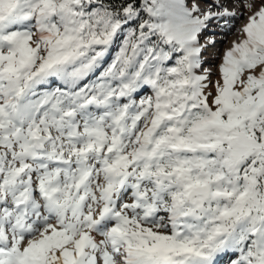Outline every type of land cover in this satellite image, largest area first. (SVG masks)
Masks as SVG:
<instances>
[{
  "label": "snow or ice",
  "instance_id": "obj_1",
  "mask_svg": "<svg viewBox=\"0 0 264 264\" xmlns=\"http://www.w3.org/2000/svg\"><path fill=\"white\" fill-rule=\"evenodd\" d=\"M0 264H264V0H0Z\"/></svg>",
  "mask_w": 264,
  "mask_h": 264
},
{
  "label": "rangeland",
  "instance_id": "obj_2",
  "mask_svg": "<svg viewBox=\"0 0 264 264\" xmlns=\"http://www.w3.org/2000/svg\"><path fill=\"white\" fill-rule=\"evenodd\" d=\"M229 39H231L230 37H229ZM227 45H221L220 47H226Z\"/></svg>",
  "mask_w": 264,
  "mask_h": 264
}]
</instances>
